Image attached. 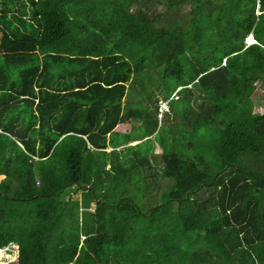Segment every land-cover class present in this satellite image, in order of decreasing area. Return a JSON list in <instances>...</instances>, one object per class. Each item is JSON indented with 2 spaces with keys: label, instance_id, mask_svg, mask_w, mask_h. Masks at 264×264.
<instances>
[{
  "label": "trees",
  "instance_id": "trees-1",
  "mask_svg": "<svg viewBox=\"0 0 264 264\" xmlns=\"http://www.w3.org/2000/svg\"><path fill=\"white\" fill-rule=\"evenodd\" d=\"M258 88L264 0H0L2 264H264ZM174 91L179 149L157 119ZM127 118L160 140L154 166L153 144L115 149ZM157 165L173 184L142 210L118 187Z\"/></svg>",
  "mask_w": 264,
  "mask_h": 264
},
{
  "label": "rangeland",
  "instance_id": "rangeland-1",
  "mask_svg": "<svg viewBox=\"0 0 264 264\" xmlns=\"http://www.w3.org/2000/svg\"><path fill=\"white\" fill-rule=\"evenodd\" d=\"M159 12L162 13L163 16L167 15V12L162 8V7H158ZM190 9V5H184L182 10L180 12H178L177 10L171 11V14L175 17H177V19H179L181 17V15H185ZM166 19H168L166 17ZM154 75V80L157 79V87H153L152 82L150 83V85L146 88L147 91H151L154 90L153 92L155 94L158 93H162L164 91H170L171 89H173L174 84H175V80L173 78H166L165 80H159L157 78V74H153ZM149 84V82H147ZM178 90V89H177ZM152 92L149 93V96H152ZM176 91H174L167 99H162L161 96H158V99H160L161 101H166L168 108H169V101L171 98H175L176 97ZM159 100V101H160ZM252 100H253V104H254V111L255 112H261L263 110V106H264V98L262 95V89L258 88L254 94L252 95ZM159 101H158V105H159ZM175 104L177 105L178 108H181L183 102L180 100L178 102L175 101ZM127 106V104H126ZM130 106V105H128ZM133 107L139 108L140 105H135ZM158 129H160L159 135L162 137V139H164V141L169 142L171 140V138L174 136L176 139V145L175 147L177 149L182 147V137H183V133H185V130L182 124V120L178 119L177 116L178 114L175 112V110L171 109L170 110H161L158 108ZM174 113V114H173ZM175 115V117H174ZM182 127V128H181ZM138 130V129H137ZM137 133H139L137 131ZM158 135V136H159ZM159 139H151L150 141H143L142 146L143 147H151L152 144L154 143V154L156 155L154 158H157L156 160L153 159V157H151V165L154 166L156 163L160 162V158H159V154L161 152V147L159 145ZM159 160V161H158ZM158 161V162H156ZM159 165L149 168L148 172H146L147 170L145 169H141L144 168L145 166H139L137 168V171H135V173H133V175L131 176V179L129 180V183H120L118 189L123 190L124 188L127 187L128 189V195L131 196L134 199V202H136L139 207L142 210H148L150 207L155 206L157 204H161L164 202V194L167 193L169 191V189H171L172 184H173V180L170 178H164L160 175V169L158 167ZM135 178V180H133ZM6 250L5 249H1L0 250V264H2L3 262H14L16 263V253H11L10 255H5ZM7 257H5V256ZM5 257V258H4ZM5 260V261H4Z\"/></svg>",
  "mask_w": 264,
  "mask_h": 264
},
{
  "label": "crops",
  "instance_id": "crops-1",
  "mask_svg": "<svg viewBox=\"0 0 264 264\" xmlns=\"http://www.w3.org/2000/svg\"><path fill=\"white\" fill-rule=\"evenodd\" d=\"M126 104H127V106H126ZM128 105H130V106H128ZM135 105H138V104L132 103V102H125V100H123V102H122L123 108L133 107ZM139 124H140L139 120L133 119V118H127L124 121L118 123L114 127V129H113L114 132L120 133V134H132V139H133V141H129L128 143H124V144H121L120 146L116 147L115 148L116 150H122L124 147L138 144L140 142H143L147 138V137L142 138L141 135L139 133H137V131H138L137 128H138ZM151 138L153 139V135L151 136ZM154 148L155 147H154V143H153V152L155 151ZM110 150H113V148L110 146H107L105 149V151H107V152H109ZM122 155L123 154H120L121 157H122ZM109 167H110V161H107L105 168L108 169ZM128 183H129V181H128Z\"/></svg>",
  "mask_w": 264,
  "mask_h": 264
},
{
  "label": "built area",
  "instance_id": "built-area-1",
  "mask_svg": "<svg viewBox=\"0 0 264 264\" xmlns=\"http://www.w3.org/2000/svg\"><path fill=\"white\" fill-rule=\"evenodd\" d=\"M245 42L246 44H251L253 42H255V40L252 38V35H249L245 38ZM159 109L161 110H167L168 109V105L166 101H159ZM1 250V249H0Z\"/></svg>",
  "mask_w": 264,
  "mask_h": 264
}]
</instances>
